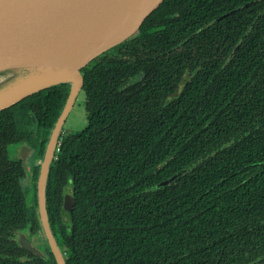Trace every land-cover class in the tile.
I'll list each match as a JSON object with an SVG mask.
<instances>
[{
	"label": "trees",
	"instance_id": "1",
	"mask_svg": "<svg viewBox=\"0 0 264 264\" xmlns=\"http://www.w3.org/2000/svg\"><path fill=\"white\" fill-rule=\"evenodd\" d=\"M82 74L87 124L46 192L66 263L264 264V0H164ZM70 90L0 112V264H57L17 234L45 237L36 182Z\"/></svg>",
	"mask_w": 264,
	"mask_h": 264
},
{
	"label": "water",
	"instance_id": "2",
	"mask_svg": "<svg viewBox=\"0 0 264 264\" xmlns=\"http://www.w3.org/2000/svg\"><path fill=\"white\" fill-rule=\"evenodd\" d=\"M164 0H0V112L46 89L70 84L41 163L37 203L43 233L57 264H67L51 229L47 184L67 119L84 88L82 70L141 29ZM31 148L20 146L28 183ZM20 243L28 239L20 236ZM38 242V239H34ZM34 249V248H33Z\"/></svg>",
	"mask_w": 264,
	"mask_h": 264
},
{
	"label": "rangeland",
	"instance_id": "3",
	"mask_svg": "<svg viewBox=\"0 0 264 264\" xmlns=\"http://www.w3.org/2000/svg\"><path fill=\"white\" fill-rule=\"evenodd\" d=\"M3 78L4 77L0 78V80H2ZM85 102H86V96H85L84 91H82L75 103L74 109L72 110V112L70 113L67 119L66 125L64 126L62 136L68 135V134H75L76 132L81 131L85 127V125L87 124L86 112H85ZM14 147L15 146L11 148L12 151L15 150ZM41 236L42 234L38 235L35 238L39 239L41 241V244L43 245V248L41 249L42 251L41 253H45L44 251L45 244L43 243V237Z\"/></svg>",
	"mask_w": 264,
	"mask_h": 264
},
{
	"label": "flooded vegetation",
	"instance_id": "4",
	"mask_svg": "<svg viewBox=\"0 0 264 264\" xmlns=\"http://www.w3.org/2000/svg\"><path fill=\"white\" fill-rule=\"evenodd\" d=\"M5 77V75H0V78ZM31 161L33 163V149H31ZM24 234L26 236V238L28 239V243L24 246L21 243V246L25 249L28 250L29 252H32L34 255L40 256V257H46L48 256V252H47V243L45 241V237L42 235L41 237H43V243L45 244L44 246V251L45 253H41V249L43 248V245L41 244V241L38 239V242H35L34 239L36 236H32L29 232L27 233H21L19 232L17 235L19 237V242H20V236ZM40 235V234H39ZM34 248V249H33Z\"/></svg>",
	"mask_w": 264,
	"mask_h": 264
},
{
	"label": "bare ground",
	"instance_id": "5",
	"mask_svg": "<svg viewBox=\"0 0 264 264\" xmlns=\"http://www.w3.org/2000/svg\"><path fill=\"white\" fill-rule=\"evenodd\" d=\"M62 138V137H61ZM60 148V147H59Z\"/></svg>",
	"mask_w": 264,
	"mask_h": 264
}]
</instances>
